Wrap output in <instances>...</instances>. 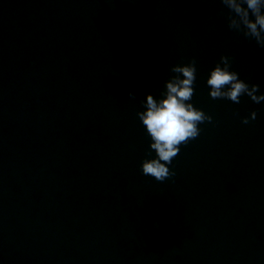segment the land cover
<instances>
[{
    "label": "water",
    "instance_id": "1",
    "mask_svg": "<svg viewBox=\"0 0 264 264\" xmlns=\"http://www.w3.org/2000/svg\"><path fill=\"white\" fill-rule=\"evenodd\" d=\"M227 15L219 0H0V264H264V101L206 85L225 55L264 94V48ZM192 58L190 103L212 123L157 182L136 113Z\"/></svg>",
    "mask_w": 264,
    "mask_h": 264
},
{
    "label": "clouds",
    "instance_id": "2",
    "mask_svg": "<svg viewBox=\"0 0 264 264\" xmlns=\"http://www.w3.org/2000/svg\"><path fill=\"white\" fill-rule=\"evenodd\" d=\"M219 3L228 9V29L264 48V0H219ZM231 64L230 57L221 55L209 71L206 85L210 89V98L238 104L241 96L246 95L254 103L264 101V94H257L259 85H249L240 79L236 71L230 70ZM170 72L174 75L164 82L161 98L146 94L142 102L144 110L136 113L150 138L149 149L155 153L153 158L141 162V174L161 183L175 176L168 166L180 154V147L200 135L201 124L212 123L210 115L190 103L195 95L196 59L173 65ZM129 97L135 98L131 92ZM256 116L257 113L252 111L241 119V123L247 124Z\"/></svg>",
    "mask_w": 264,
    "mask_h": 264
}]
</instances>
